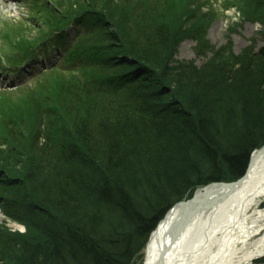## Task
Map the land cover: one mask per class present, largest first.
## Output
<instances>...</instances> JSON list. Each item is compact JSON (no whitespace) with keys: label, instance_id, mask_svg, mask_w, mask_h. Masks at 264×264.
<instances>
[{"label":"trees","instance_id":"obj_1","mask_svg":"<svg viewBox=\"0 0 264 264\" xmlns=\"http://www.w3.org/2000/svg\"><path fill=\"white\" fill-rule=\"evenodd\" d=\"M223 2L264 36V0ZM30 12L3 25L0 69L62 52L0 92V210L26 229L0 225V264H129L171 206L242 178L264 145V48L212 45L207 0H35ZM185 38L205 64L175 59Z\"/></svg>","mask_w":264,"mask_h":264},{"label":"bare ground","instance_id":"obj_2","mask_svg":"<svg viewBox=\"0 0 264 264\" xmlns=\"http://www.w3.org/2000/svg\"><path fill=\"white\" fill-rule=\"evenodd\" d=\"M250 162L232 190L212 182L171 207L150 234L143 264H249L263 256L264 146Z\"/></svg>","mask_w":264,"mask_h":264},{"label":"rangeland","instance_id":"obj_3","mask_svg":"<svg viewBox=\"0 0 264 264\" xmlns=\"http://www.w3.org/2000/svg\"><path fill=\"white\" fill-rule=\"evenodd\" d=\"M223 1L224 0H207L209 4H212L215 14L214 19H212L211 23L209 24V29H207L205 35L207 37V40L214 46H223L226 45V43L230 42V46L232 47V54L235 56H238V54H240L243 49L248 48L249 46H252L255 51H259V49L264 48V36L263 34H261L263 31V26L261 25V23L245 21L236 7H224L225 3ZM229 1L230 0H228V2ZM30 2L31 0H0V28L5 23L12 25L11 23L17 22L21 24L23 19L27 17V5ZM194 45L195 40H192L190 38L183 39V41L177 46V53L175 54V59L191 61L197 67L205 64L206 61L210 58L211 53L208 52L206 57L198 56L195 52ZM56 57L57 54L53 53V55L50 56L49 60L45 58L43 62L44 67L49 66V63L56 61ZM35 67L41 68L42 66L40 64H36ZM25 72L26 71L24 70L22 72V75H24ZM22 75L20 76L21 78ZM16 82L17 79H15V77L9 74L6 75L4 73H0V91H3L4 89H15L14 84ZM29 83H32V81H30ZM103 104L104 103L101 101V103L96 104L97 106L94 107V110L96 111V113H94L96 115L93 116H95V118H98L100 116L101 112L99 110L100 113H97V109H99ZM225 183L233 182L225 181ZM261 201L263 200H259L258 204H260ZM260 205L261 207H264L263 202ZM248 214H252V211H250ZM0 217V225L4 224L5 227H7L9 230L16 231L13 227H10V225H8V222L11 220H8L3 217L2 212H0ZM15 223L18 224L17 222ZM18 226L22 227L21 230L18 232H25V226L20 224H18ZM149 236L147 237L146 241H148ZM143 249H141L138 254L133 256L129 264H143L145 255Z\"/></svg>","mask_w":264,"mask_h":264},{"label":"water","instance_id":"obj_4","mask_svg":"<svg viewBox=\"0 0 264 264\" xmlns=\"http://www.w3.org/2000/svg\"><path fill=\"white\" fill-rule=\"evenodd\" d=\"M260 149L262 150L263 147H261ZM257 150H258V149H257ZM254 151H255V150H254ZM254 151H253V153H254ZM252 155H253V154H252ZM252 155H251V158H252ZM251 158H250V161H251ZM250 161H249V163H251ZM249 165H250V164H249ZM248 167H249V166H248ZM241 179H243V178H241ZM241 179H239L238 181H235V182H233V183H225V182H222L223 184H222L221 182H215V183H220V184L224 185L225 188H227V189H229V190H232V189H233V186H236V184H237ZM198 190H201V189H197L195 192H197ZM195 192H194V193H195ZM194 193H193V194H194ZM191 199H193V198H191ZM191 199H190L189 201H187V202H191ZM184 202H185V201H181L180 203H184ZM180 203H177V204H180ZM177 204H175V205H177ZM175 205H174V206H175Z\"/></svg>","mask_w":264,"mask_h":264}]
</instances>
